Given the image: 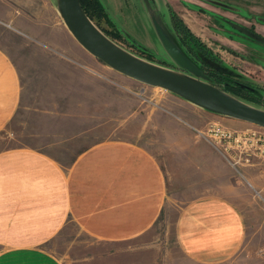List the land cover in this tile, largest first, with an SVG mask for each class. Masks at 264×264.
Here are the masks:
<instances>
[{"label":"crops","instance_id":"1","mask_svg":"<svg viewBox=\"0 0 264 264\" xmlns=\"http://www.w3.org/2000/svg\"><path fill=\"white\" fill-rule=\"evenodd\" d=\"M44 53L26 63L0 39V264H218L245 248L260 211L197 135L216 113L167 90L153 106L110 67ZM20 113L34 138L12 143ZM71 229L66 252L44 249Z\"/></svg>","mask_w":264,"mask_h":264},{"label":"rangeland","instance_id":"2","mask_svg":"<svg viewBox=\"0 0 264 264\" xmlns=\"http://www.w3.org/2000/svg\"><path fill=\"white\" fill-rule=\"evenodd\" d=\"M82 1L94 24L132 53L165 67L183 71L172 61L159 42L151 22L153 17L201 68L216 73L218 77L225 75L252 84L257 88L253 89V93L263 96L264 0H96L97 5H91L87 0ZM10 17L14 20L9 21ZM174 17L179 18L190 36L178 31L173 24ZM56 24L59 28L64 26L67 30L57 12L55 0H0V39L16 44L17 48H25L26 63L39 56L44 57V52H47L60 57L69 56L82 60L88 58L95 62L96 66L106 68L108 77H111V74L118 75L77 43L68 30L73 41L64 37ZM182 37L185 39L183 42L180 41ZM67 44H74L70 55L62 51ZM127 83L136 82L130 79ZM133 85L129 88L133 89L136 95L147 94L153 96L157 103L161 102L155 97L158 92L164 93L165 89L141 82H138L135 88ZM140 86H145L141 95L138 91ZM237 92L243 94L239 97L247 103L264 109L262 98L254 97L246 91ZM28 119L29 116L23 113L16 116L12 122L15 126L11 135L12 143L34 138ZM209 120L231 128H243L251 124L208 113L199 116L196 124L201 125V129ZM197 135L206 138L198 131ZM249 160L253 164L247 163ZM249 160L236 164L237 169L225 162L229 175L231 174V178L248 193L254 206L259 208L256 210L260 211V216L257 212L251 217L248 231L250 241L245 248L236 251L233 258L218 264H264V203L261 199H264V161L258 160L257 157H250ZM73 232L74 229L65 231L61 234L63 237L60 243L43 245L44 249L58 256L63 254L68 247L64 241ZM79 237L86 240L83 235ZM73 251L75 256L83 255L86 253V245L83 242L76 244ZM78 262L76 260L75 264H81Z\"/></svg>","mask_w":264,"mask_h":264},{"label":"water","instance_id":"3","mask_svg":"<svg viewBox=\"0 0 264 264\" xmlns=\"http://www.w3.org/2000/svg\"><path fill=\"white\" fill-rule=\"evenodd\" d=\"M57 12L72 37L86 51L113 70L138 82L161 87L216 114L264 127V109L209 82L198 64L153 17L155 34L178 71L144 59L117 44L99 29L79 0H55Z\"/></svg>","mask_w":264,"mask_h":264},{"label":"built area","instance_id":"4","mask_svg":"<svg viewBox=\"0 0 264 264\" xmlns=\"http://www.w3.org/2000/svg\"><path fill=\"white\" fill-rule=\"evenodd\" d=\"M144 87H139L140 95L144 93ZM148 100L158 106L153 96ZM198 132L213 143L225 161L234 169H237L236 164L247 162L250 157L264 161V127L262 126L250 124L243 128H231L217 121H208L198 129ZM247 163L252 162L249 160ZM261 199L264 203V199Z\"/></svg>","mask_w":264,"mask_h":264},{"label":"trees","instance_id":"5","mask_svg":"<svg viewBox=\"0 0 264 264\" xmlns=\"http://www.w3.org/2000/svg\"><path fill=\"white\" fill-rule=\"evenodd\" d=\"M83 10L85 11V13L87 15H89L87 9H85L84 5H83V1L79 0ZM88 3H90L91 5H97L96 0H87ZM173 24L175 27H177L178 31L181 33H185L187 36H190V33L188 32V29L181 24L179 18L174 17L173 18ZM182 40H180L181 42L185 41V39L182 37ZM188 45V44H187ZM199 66V65H198ZM201 68V67H200ZM205 74L207 76V80L217 86H220L222 89H224L225 91H227L228 93L236 96L237 98L241 99L239 96H243V94H239L237 91L240 90V93L242 91H246L248 94L254 96V97H260L264 100V94L263 96H261L260 94H256L253 93V89L257 90L256 86L246 83L240 79H234V78H230L228 76L225 75H220L218 77V75L212 71H205ZM243 100V99H241ZM244 101V100H243ZM246 102V101H245Z\"/></svg>","mask_w":264,"mask_h":264},{"label":"flooded vegetation","instance_id":"6","mask_svg":"<svg viewBox=\"0 0 264 264\" xmlns=\"http://www.w3.org/2000/svg\"><path fill=\"white\" fill-rule=\"evenodd\" d=\"M189 56V55H188ZM191 58V57H190ZM202 70H203V72L205 73V71H207V70H205V69H203V68H201Z\"/></svg>","mask_w":264,"mask_h":264}]
</instances>
